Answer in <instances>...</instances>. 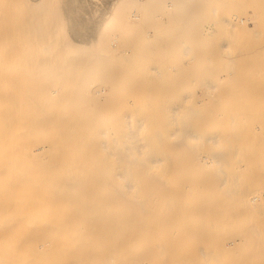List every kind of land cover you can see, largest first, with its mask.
<instances>
[{
    "label": "bare ground",
    "instance_id": "1",
    "mask_svg": "<svg viewBox=\"0 0 264 264\" xmlns=\"http://www.w3.org/2000/svg\"><path fill=\"white\" fill-rule=\"evenodd\" d=\"M66 1L60 19L54 0H0V264H264V96L108 88L109 66L157 64L161 25H185L193 64L249 22L199 0Z\"/></svg>",
    "mask_w": 264,
    "mask_h": 264
},
{
    "label": "rangeland",
    "instance_id": "2",
    "mask_svg": "<svg viewBox=\"0 0 264 264\" xmlns=\"http://www.w3.org/2000/svg\"><path fill=\"white\" fill-rule=\"evenodd\" d=\"M54 1L55 5L59 6L60 16L58 14V17L60 19L71 13V11L69 13V4L66 0ZM151 1L156 6L160 3V0ZM201 1L205 0H199L198 4L207 5L211 9L216 8V14L219 17L233 14L246 19L249 22L250 31L245 32L241 28L218 30L211 40L200 43L201 46L195 51L199 61L192 64L185 62V55L177 57V41L179 37L186 36L185 25L174 26L175 24H172L166 27L161 25L160 34L157 35L158 39L161 42L167 41L169 45L158 47L152 54L157 58L156 65L144 61L138 67L127 60L123 63L124 66L108 67V70L112 72L108 77V88L113 103L151 104L155 96L167 98L174 94V86L177 83H182L178 85L181 87L189 80L197 83L206 78L214 82L215 88L212 92L217 97L234 96L238 99L247 97L248 100L255 99L250 100L254 102L264 96V0H206L200 3ZM66 21L68 23V20ZM171 36L176 37L174 39L176 42L172 44L169 40ZM223 43L229 46L222 48ZM148 50L149 48L146 52L140 50L144 54L134 50L132 54L149 56L150 54H146L150 53ZM149 66H155L161 75L152 72ZM154 81H157L158 95L152 92ZM193 87L191 94L194 97L200 99L206 96L198 84ZM122 97L124 98L121 99Z\"/></svg>",
    "mask_w": 264,
    "mask_h": 264
}]
</instances>
